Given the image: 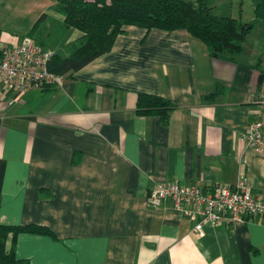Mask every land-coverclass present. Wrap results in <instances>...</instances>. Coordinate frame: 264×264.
Returning <instances> with one entry per match:
<instances>
[{
    "label": "crops",
    "instance_id": "1",
    "mask_svg": "<svg viewBox=\"0 0 264 264\" xmlns=\"http://www.w3.org/2000/svg\"><path fill=\"white\" fill-rule=\"evenodd\" d=\"M54 0H0V47L32 33L65 56L81 32L61 29ZM239 53L210 58L186 31L126 26L109 51L55 87L20 94L0 116V224L50 234L8 236L26 264H264V219L225 226L147 205L157 182L204 189L242 175L264 195V149L240 139L264 90V20ZM52 37V38H51ZM263 73L259 82L258 73ZM139 92L170 100L167 121L137 115ZM14 96L6 93V97Z\"/></svg>",
    "mask_w": 264,
    "mask_h": 264
},
{
    "label": "trees",
    "instance_id": "2",
    "mask_svg": "<svg viewBox=\"0 0 264 264\" xmlns=\"http://www.w3.org/2000/svg\"><path fill=\"white\" fill-rule=\"evenodd\" d=\"M63 16L61 29L69 27L81 32L79 43L65 56L54 53L48 62V69L66 75L81 68L100 54L110 50L115 37L126 26L132 25L145 31L180 29L201 41L210 58L223 54L239 53L245 34L251 27L230 16L214 15L209 11L206 0H54L51 7ZM253 16L264 20V0H257ZM45 18L41 14L33 23L27 36L38 28ZM34 39V38H33ZM263 73H258L259 82ZM55 87L45 84L41 87ZM175 105L159 95L139 92L136 94L134 111L137 115H156L165 123ZM19 232L47 234L46 227L37 224H0V264H26L17 259L13 246L6 245L8 236Z\"/></svg>",
    "mask_w": 264,
    "mask_h": 264
},
{
    "label": "built area",
    "instance_id": "3",
    "mask_svg": "<svg viewBox=\"0 0 264 264\" xmlns=\"http://www.w3.org/2000/svg\"><path fill=\"white\" fill-rule=\"evenodd\" d=\"M53 48L43 46L30 36L19 43L0 47V116L20 94L45 84L58 86L64 75L50 71L48 62ZM13 93L6 97V93ZM256 118L248 122L239 139L255 152L264 149V90L254 98ZM170 202L181 215L196 218L194 229L205 223L235 225L247 220L264 219V195L253 196L245 178L239 175L232 184H213L207 189L195 183L157 182L149 188L146 203L155 207Z\"/></svg>",
    "mask_w": 264,
    "mask_h": 264
},
{
    "label": "rangeland",
    "instance_id": "4",
    "mask_svg": "<svg viewBox=\"0 0 264 264\" xmlns=\"http://www.w3.org/2000/svg\"><path fill=\"white\" fill-rule=\"evenodd\" d=\"M194 3L195 0H185ZM257 0H206L209 11L214 15L230 16L237 20H248L252 17L253 7ZM52 38V37H51Z\"/></svg>",
    "mask_w": 264,
    "mask_h": 264
},
{
    "label": "bare ground",
    "instance_id": "5",
    "mask_svg": "<svg viewBox=\"0 0 264 264\" xmlns=\"http://www.w3.org/2000/svg\"><path fill=\"white\" fill-rule=\"evenodd\" d=\"M65 77V76H64ZM55 86V85H54Z\"/></svg>",
    "mask_w": 264,
    "mask_h": 264
}]
</instances>
